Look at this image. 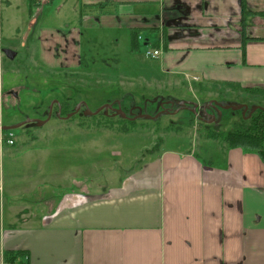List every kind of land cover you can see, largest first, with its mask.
<instances>
[{"label":"crops","instance_id":"crops-1","mask_svg":"<svg viewBox=\"0 0 264 264\" xmlns=\"http://www.w3.org/2000/svg\"><path fill=\"white\" fill-rule=\"evenodd\" d=\"M110 1L0 0V17L23 26V45L38 41L40 50L30 45L48 69L79 67L82 30L121 33L129 47L138 31L163 50L165 75L225 85L238 106L264 108V0H245V18L242 0H115V14L88 10ZM7 45L1 36L2 54ZM222 135L198 150L162 140L119 185L96 195L65 189L49 212L38 177L14 184L0 161V264L5 251H27L31 264H264V162Z\"/></svg>","mask_w":264,"mask_h":264},{"label":"rangeland","instance_id":"rangeland-1","mask_svg":"<svg viewBox=\"0 0 264 264\" xmlns=\"http://www.w3.org/2000/svg\"><path fill=\"white\" fill-rule=\"evenodd\" d=\"M22 32L20 23L7 25L0 17V37L4 46H9L4 49L19 53L11 60L0 50V132L4 139L13 133L15 141L14 146L0 148V161L7 175H16L14 184L38 177L44 189L40 204L48 212L65 189L96 195L119 185L151 159L162 140L166 142L162 148L198 150L208 135H226L249 127L242 110H226L237 105L238 96L232 89L165 75L158 65L162 56L153 59L146 55L155 48L145 45L143 32L144 40L137 38L140 45L134 50L131 39L129 47L121 33L101 36L100 31L82 30V49L75 55L80 59L77 69L46 68L35 51L40 50L38 41L23 45ZM11 36L15 37L12 41ZM212 101L214 106L204 111L202 106ZM55 102L62 106L63 119L56 116V104L48 119ZM194 103L199 105L196 113L192 111ZM80 104L79 114L67 118ZM106 105L130 110L137 126L123 132L129 126L108 108L88 116L87 110L96 112ZM28 120L35 122L2 130ZM20 206L7 205V209ZM38 207L44 212L45 208Z\"/></svg>","mask_w":264,"mask_h":264},{"label":"trees","instance_id":"trees-1","mask_svg":"<svg viewBox=\"0 0 264 264\" xmlns=\"http://www.w3.org/2000/svg\"><path fill=\"white\" fill-rule=\"evenodd\" d=\"M245 5L246 1L242 0L243 14L246 11ZM118 6L119 3H116L115 0H111L108 4L90 7L88 10H91V13L95 15H112L115 14V10ZM243 18H245V14ZM242 27L245 30L244 20L242 21ZM137 36L138 31L132 32L131 45L134 50H137L139 47ZM128 117L130 118L129 114H127V118L120 117L121 121L129 126L127 129L123 130V132L126 133L137 126L135 120L129 119ZM244 120L249 123V127L246 130L231 132L226 135L223 134L222 139L229 148H241L242 150L255 153L264 162V108L256 109L251 117L245 118ZM217 135L218 134L214 133L212 136H208L210 138H215ZM4 264H31L30 255L27 251H5Z\"/></svg>","mask_w":264,"mask_h":264},{"label":"flooded vegetation","instance_id":"flooded-vegetation-1","mask_svg":"<svg viewBox=\"0 0 264 264\" xmlns=\"http://www.w3.org/2000/svg\"><path fill=\"white\" fill-rule=\"evenodd\" d=\"M35 1V0H34ZM52 1V0H51ZM51 1H50V3H51ZM84 2H86L85 0H84ZM36 3V2H35ZM49 3V4H50ZM87 3V2H86ZM88 4H90V3H88ZM37 5V4H36ZM48 5V4H47ZM39 6V5H38ZM43 6H46V5H43ZM41 7V6H40ZM105 16H109V15H105ZM132 33V32H131ZM155 49H158L157 47H154ZM159 50H162V49H159ZM162 52H163V50H162ZM17 57V56H16ZM11 93L12 94H14V95H16L17 96V94L15 93V92H13V91H11ZM54 104H56V102L55 103H53V105H52V107H51V114H50V118H52V115H53V111H54ZM82 105L83 104H80L79 105V107L77 108V110L75 111V112H71L69 115H71L70 117H69V115L67 116V118H72L73 116H76L77 114H79V112H80V109L82 108ZM114 106V105H113ZM193 107H194V104H193ZM106 108H108V109H111L112 111H113V115H115V116H118L119 118L120 117H124V118H127V114H129V116L131 115V112H130V110H128V111H126V110H119V109H115V108H113L112 106H109V105H106L105 106V108H101V109H99L98 111H96V112H98V114H96V115H99L104 109H106ZM56 116L59 118V119H63V110H62V106L61 105H57L56 104ZM88 111H90V110H87V114H88ZM119 111L121 112V113H119ZM91 112V111H90ZM96 112H92V113H96ZM160 112H162V111H160ZM164 112V111H163ZM192 112V111H191ZM242 112H244V109L242 110ZM250 113H251V110L250 111H246V113H245V115L246 116H244V119L245 118H249V115H250ZM86 114V115H87ZM164 114H166V112H164ZM88 116H94V115H91V114H88ZM251 117V116H250ZM129 118V117H128ZM49 119V118H48ZM47 119V120H48ZM129 119H132L133 120V118H129ZM212 119V118H211ZM211 119H209V120H211ZM46 120V122H48ZM45 122V123H46ZM207 123V122H206ZM31 124V123H30ZM44 124V123H43Z\"/></svg>","mask_w":264,"mask_h":264},{"label":"water","instance_id":"water-1","mask_svg":"<svg viewBox=\"0 0 264 264\" xmlns=\"http://www.w3.org/2000/svg\"><path fill=\"white\" fill-rule=\"evenodd\" d=\"M3 53H4V55H6V57L8 58V59H11V60H14L15 58H16V56H17V53H15L14 51H12V50H8V49H4V51H3ZM184 103V102H183ZM218 103H216L215 105H217ZM211 106H214L213 105V101L212 102H210L209 104H206V106H204V111H206L207 110V108L208 107H211ZM198 108H199V105L198 104H196V103H194V108L192 109V111L194 112V113H196V111L198 110ZM230 108H233V109H238V110H243L244 109V116H245V113H246V111H248V109H249V107L247 106V105H237V106H230V107H226V110L227 109H230ZM258 108H263V107H253L252 109H251V113H250V115H249V117L252 115V113L256 110V109H258ZM99 112V111H98ZM98 112H96V113H92V112H90V111H88V114H91V115H96V114H98ZM119 113H121L120 111H119ZM71 115H69V117H70ZM150 117V116H149ZM49 119H50V117H49ZM134 120V119H133ZM35 122V120H28L27 122H25V123H20V124H18V125H13V126H5V127H3L2 128V130L3 131H10V130H16V129H19V128H21L22 126H24V125H27V124H30V123H34ZM46 121H36V123H38L39 125H41V124H43V123H45Z\"/></svg>","mask_w":264,"mask_h":264},{"label":"built area","instance_id":"built-area-1","mask_svg":"<svg viewBox=\"0 0 264 264\" xmlns=\"http://www.w3.org/2000/svg\"><path fill=\"white\" fill-rule=\"evenodd\" d=\"M50 1L51 0H35L36 4L39 6L47 5L50 3ZM85 1L87 3L92 4V3H97L100 0H85ZM146 55L150 58L158 59L160 56L163 55V52H162V50H159V49L148 50L146 52ZM196 79H198V78H196ZM4 144L9 145V146H13L15 144L13 133L7 139H4L3 132L2 131L0 132V148L4 147Z\"/></svg>","mask_w":264,"mask_h":264}]
</instances>
